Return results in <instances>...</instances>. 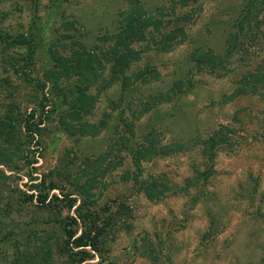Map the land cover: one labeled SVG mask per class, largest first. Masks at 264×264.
Returning <instances> with one entry per match:
<instances>
[{"label":"rangeland","instance_id":"374dc122","mask_svg":"<svg viewBox=\"0 0 264 264\" xmlns=\"http://www.w3.org/2000/svg\"><path fill=\"white\" fill-rule=\"evenodd\" d=\"M253 1L0 0V29L34 41L31 57L0 42V119L16 117L20 132L14 146L0 140V264H264V92L227 100L264 71L262 5L223 69L200 71L193 57L224 55ZM137 8L154 24L131 45L140 55L127 74H160L124 90L104 56ZM85 52L104 60L87 87L55 62ZM180 80L183 92L164 100ZM82 91L89 109L73 120ZM31 114L39 135L25 130ZM63 119L96 129L72 134ZM225 127L229 143L203 158L196 141ZM151 132L158 149L145 159ZM189 141L182 152L160 147ZM91 226L96 248L78 247Z\"/></svg>","mask_w":264,"mask_h":264},{"label":"trees","instance_id":"16d2710c","mask_svg":"<svg viewBox=\"0 0 264 264\" xmlns=\"http://www.w3.org/2000/svg\"><path fill=\"white\" fill-rule=\"evenodd\" d=\"M183 4L186 3L187 0H181ZM258 4H261V11L264 9V0H254L251 5L249 6V11L244 15L241 21L238 24L239 30L234 32L229 40L227 51L224 55H218L213 52H196L193 57L198 64L200 71L208 69L211 72H219L216 69H223L224 63L227 60V57L232 54L235 50L236 46L240 42V36L242 33L245 32V25L249 28H253L257 26L259 22V18L257 17L256 7ZM137 12V13H136ZM137 14V15H136ZM125 17L121 20V28L118 33H116L111 38L114 39V45L111 47L107 54L104 56L105 61L111 62V80H119L121 82L122 88L124 90L133 86L137 81L148 82L150 77L158 79L159 72L158 70L154 69L150 72L143 71L141 69L132 72L131 74H127V72L131 69L132 65L139 59L140 50H136L131 45L133 43H141L146 40V29L149 25L154 24L150 18L146 17L144 11L140 8L136 10H130L126 14L124 13ZM181 19H184L181 18ZM183 31V30H181ZM248 31V30H247ZM176 38V33L173 35H168L166 37L167 41L170 42ZM0 42L5 46V49H11L14 47H24L26 46L30 51L28 57H31L33 52L34 41L31 38H27L23 35L13 36L9 33H5L0 29ZM156 42V40H155ZM164 47H168L164 44ZM98 54L94 52H85L80 53L77 55L76 58L71 59L70 57L67 58H55V62L57 64L56 67H62L67 77H76L77 82L81 86L87 87L88 85H93L97 82L98 76L97 73L101 70H104V61ZM225 69V68H224ZM52 73V72H51ZM46 75L48 80H52L53 84L58 81V77H52V74ZM61 73H57L60 75ZM219 75V74H218ZM55 79V80H54ZM188 83L185 81H178L176 82L170 92L164 96V100H170L173 97L177 96L178 94L183 92L184 85ZM264 92V71L261 69L260 72H252L247 75L244 80L241 82L240 86L237 87L235 92L227 98V100H231L234 97L243 94H258ZM90 98L87 96L83 91L80 92V95L76 98L77 105H73L71 112L67 113V117H71L73 120H80V116L82 112H86L89 109L87 100ZM135 114V113H134ZM35 119V114H31V117L27 119L25 130L29 133H33V135H39V131H41L40 126L42 123H32ZM17 118L13 117L12 115H6L4 118L0 119V140L4 142L8 146H14L15 141L17 140V134L19 132V127L17 125ZM63 125L66 129H69V132L72 134H77V131L84 133L85 131L91 132L96 127L94 125H90L88 123H84L83 127L77 130L76 126L66 122L65 119L62 120ZM32 127L36 129L32 130ZM228 127L220 129L212 134L209 138L205 140H197L201 147H202V155L203 158L207 160H211L215 158L219 149L222 146L229 143L228 140ZM156 132H151L146 137V150L145 152H139L141 156L145 159L151 158L156 155L157 144L156 141ZM159 143V142H158ZM192 142H185V143H170L164 146H160L162 150L166 151L168 154L173 152H182L190 149ZM160 148V149H161ZM136 159L138 154L136 155ZM95 185V182H90L84 185L85 191H88L91 187ZM56 185H53L54 189ZM148 191H155L152 189V185H149ZM153 198L155 194H152ZM46 199H42V203H45ZM73 202H70V206L73 207ZM96 230H93V226L90 228H85L82 234L76 238V243L78 247H88L96 248V240L94 234ZM74 233L70 231L71 237H73ZM264 262V260H263Z\"/></svg>","mask_w":264,"mask_h":264}]
</instances>
